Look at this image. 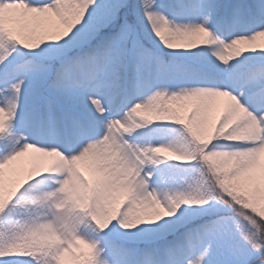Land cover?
I'll list each match as a JSON object with an SVG mask.
<instances>
[{
    "label": "snow or ice",
    "instance_id": "6c2138e0",
    "mask_svg": "<svg viewBox=\"0 0 264 264\" xmlns=\"http://www.w3.org/2000/svg\"><path fill=\"white\" fill-rule=\"evenodd\" d=\"M260 37L264 0H0V264H264Z\"/></svg>",
    "mask_w": 264,
    "mask_h": 264
},
{
    "label": "rangeland",
    "instance_id": "374dc122",
    "mask_svg": "<svg viewBox=\"0 0 264 264\" xmlns=\"http://www.w3.org/2000/svg\"><path fill=\"white\" fill-rule=\"evenodd\" d=\"M198 40L197 43H199ZM242 48H248V49H255L256 51H261L264 50V37L258 38L253 44L251 45H246V46H241ZM197 102L195 101H190V102H185L184 104L177 105L176 108L178 109L179 112L182 114L184 113H189L193 106ZM227 103L225 98H217L215 100H212L208 102V116L211 120H215L219 117L220 112L223 108V106ZM37 158V154L35 153H29L27 156L20 158V160L16 161L11 165V168H21L23 170H26L31 162ZM44 160H48L49 158H41ZM81 170H85V166L81 165ZM6 171V179H14V177L8 176V169ZM85 175H88V173L85 171Z\"/></svg>",
    "mask_w": 264,
    "mask_h": 264
},
{
    "label": "trees",
    "instance_id": "16d2710c",
    "mask_svg": "<svg viewBox=\"0 0 264 264\" xmlns=\"http://www.w3.org/2000/svg\"><path fill=\"white\" fill-rule=\"evenodd\" d=\"M199 43H202V41H199ZM177 111H178V109H177ZM184 114H186V113H184Z\"/></svg>",
    "mask_w": 264,
    "mask_h": 264
}]
</instances>
